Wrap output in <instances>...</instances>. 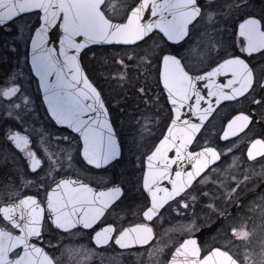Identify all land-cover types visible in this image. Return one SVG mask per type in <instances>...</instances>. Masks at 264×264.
<instances>
[{
    "label": "snow or ice",
    "instance_id": "1",
    "mask_svg": "<svg viewBox=\"0 0 264 264\" xmlns=\"http://www.w3.org/2000/svg\"><path fill=\"white\" fill-rule=\"evenodd\" d=\"M227 7L225 13L217 0H136L117 13L112 0H0V32L16 38L9 51L17 69L0 78V108L7 117H0V161H26L30 178L24 185L37 188L22 198L14 190V198L0 205V264H55L43 246L46 219L64 233L91 230L96 245L130 249L153 241L154 228L172 212L195 217L198 197H209L205 186L223 191L217 168L233 153L232 138L251 131L249 125L264 130V7L249 11L252 0H234ZM26 15L34 22L26 21ZM226 15L232 19L229 38L220 27ZM95 44L129 46L134 56L126 59L156 67L154 86L138 90L153 110L161 101L167 108L149 152H141V139L159 127L160 112L136 121L126 149L101 91L81 66V53ZM35 78L48 118L39 128L34 100L24 87L25 80ZM240 98L258 111L250 107L232 115L213 144L205 136L212 121ZM50 124L78 135L55 136L58 151L49 152ZM259 135L247 149L253 161L264 158V131ZM64 144L69 147L61 148ZM126 151L137 156L134 171L128 168ZM236 166L233 160L230 167ZM77 167L95 178H83ZM229 187L225 199L231 202L240 184ZM209 198L206 207L220 221L217 231L230 238L211 247L185 239L167 264H245L250 258L232 252L234 241L250 237L246 225L230 224L232 214L218 210L215 197ZM198 227L192 219L187 231ZM258 255V264H264V247Z\"/></svg>",
    "mask_w": 264,
    "mask_h": 264
},
{
    "label": "flooded vegetation",
    "instance_id": "2",
    "mask_svg": "<svg viewBox=\"0 0 264 264\" xmlns=\"http://www.w3.org/2000/svg\"><path fill=\"white\" fill-rule=\"evenodd\" d=\"M125 3L132 5L136 3V0H112L113 11L119 13ZM217 3L227 13V6L234 3V0H217ZM252 3L257 5L249 11L259 12L264 7V0H252ZM25 20L34 22L35 17L26 15ZM231 26V16L226 15L225 22L220 25L222 29L226 28L228 30L226 38L231 36ZM15 42L16 38H14L12 33L0 32V57H3L0 60V78H5V74L9 73L10 69L11 71L17 70L15 68V58L11 57L9 51ZM99 47L91 46V51L85 49L81 54V57H83L81 62L89 79L101 91L105 104L109 108L110 119L114 122L113 126L125 138L127 149V146L131 144V132L135 131V127L131 125V116L133 114L129 111L132 109L130 106L132 99H115L110 71L107 77H102L103 73L101 71H104L103 66L105 65L100 66ZM193 55H197V52L194 51ZM20 62L23 64V56L20 57ZM254 63H258V61H254ZM153 68L156 71L155 65H153ZM37 83V78L33 79L31 83L25 80L24 87L27 88L34 100L35 116L40 121L36 126L39 128L42 124L48 123V118L45 114L46 104L42 103L41 90L37 91ZM240 101V103H229L228 107L223 108L220 111V115L212 121L211 128L209 132L205 133V136L210 137L213 144L217 143L215 134L220 132L225 121L232 115L238 114L239 111H246L250 107L253 112L258 111L255 106L249 105L243 98H240ZM161 104L163 107V101H161ZM158 116L160 118L159 127L154 129L151 140L148 139L141 143V152H149L155 142L154 137L160 135V130L163 129L164 122L167 119V108L162 109ZM0 117L7 118L2 108H0ZM2 125L3 120H0V126ZM249 128L252 130L245 129L237 137L232 138L235 141L233 153H230L228 159L217 168V172L220 173V179L223 181V191L218 190L215 185L205 186L203 191L208 192L209 197H215V205L218 210L232 214L229 220L230 224L238 227L246 225L251 233L250 237L246 242L234 241L236 247L232 248V252L241 258L247 253L250 258L245 264H253L254 261L258 264V254L261 248L264 247V212L260 210L261 198H264V158L257 157L254 161L248 159L247 149L251 138L254 136L260 138L259 134L264 130L259 126L252 128L249 125ZM48 130L53 134V142L45 145V147H48L49 152L58 151L54 142L55 136L78 135L66 126L50 124L48 125ZM219 143L223 145L225 142ZM228 146L232 147V145ZM60 147L67 148L69 146L64 144L60 145ZM125 155L129 170L134 171V167L139 165L137 156L127 151ZM233 160L237 162L236 167H230ZM134 161L135 166L133 164ZM25 165L26 161L19 157L15 165L11 159L0 161V205L14 198V196L10 195L14 190H18L21 198L25 193L28 195L37 193V188L24 185L25 178H30L25 175L29 171ZM77 172L85 179L92 180L95 178L92 174L81 171L79 167H77ZM135 175L138 176L139 173L136 172ZM217 183L219 184L220 181H217ZM236 183H239L240 187L236 189V193L230 202L225 199V194L230 192L229 186H235ZM42 197L43 192L40 191L38 198ZM209 197H198L195 217H192L191 213L188 216H177L174 212L168 214L166 219L154 228L156 237L149 244H137L130 249H121L119 246L112 245H96L92 238L94 233L91 230L64 233L56 230L46 219V235L43 246L49 255L54 258L55 264H165L170 259L175 247L187 238H197L198 243L202 247L221 246L230 238L224 233L217 231L220 221L216 220L215 213L206 207L208 203L212 202ZM138 209L139 205L137 204L136 210L138 211ZM45 215L47 217V213ZM192 219H195V223L199 227L189 232L187 231V226L192 223ZM136 220L138 221L139 217H136Z\"/></svg>",
    "mask_w": 264,
    "mask_h": 264
},
{
    "label": "rangeland",
    "instance_id": "3",
    "mask_svg": "<svg viewBox=\"0 0 264 264\" xmlns=\"http://www.w3.org/2000/svg\"><path fill=\"white\" fill-rule=\"evenodd\" d=\"M255 5L252 3V7L248 10H251ZM139 51V50H137ZM128 55H133L132 49H118V50H109V51H100L99 52V62L100 66L104 67V71H102V77L109 74L110 71L112 77L113 91H115V99H132L131 103V125L136 127V121L141 120L142 116L147 113L148 115H154L155 112L164 110V106L160 104L159 109L153 110L151 106V102L149 101L147 104V96L141 98V94L139 93V89L141 87L154 86L155 79L150 76V68H145L142 64L134 61H130L126 59ZM124 58V64H120L119 61ZM135 59V57H134ZM118 77H123V79H117ZM103 80V78H101ZM149 94L150 88H149ZM159 116H156L157 122H159ZM133 133V131L131 132ZM132 135V134H131ZM130 135V138H131ZM151 140V137H144L141 139V143L145 142V140Z\"/></svg>",
    "mask_w": 264,
    "mask_h": 264
},
{
    "label": "trees",
    "instance_id": "4",
    "mask_svg": "<svg viewBox=\"0 0 264 264\" xmlns=\"http://www.w3.org/2000/svg\"><path fill=\"white\" fill-rule=\"evenodd\" d=\"M121 48L131 49L130 47H123V46H104V47H99L100 51H104V52L105 51H109V50H118V49H121ZM137 50H139V49H137ZM149 73L151 74L150 76L152 77V79L156 78V71L153 68V66L150 68V72Z\"/></svg>",
    "mask_w": 264,
    "mask_h": 264
},
{
    "label": "water",
    "instance_id": "5",
    "mask_svg": "<svg viewBox=\"0 0 264 264\" xmlns=\"http://www.w3.org/2000/svg\"><path fill=\"white\" fill-rule=\"evenodd\" d=\"M55 35V33H53V36ZM78 39H80V38H78ZM91 46H116V45H108V44H95V45H90V47ZM119 46H125V45H119ZM29 51H30V48H29ZM82 54V53H81ZM81 66H82V68H83V65H82V62H81ZM83 70H84V68H83ZM84 73L86 74V72H85V70H84ZM87 75V74H86ZM38 79V78H37ZM90 80V79H89ZM91 81V80H90ZM41 93H42V97H43V91L41 90ZM102 98H103V96H102ZM105 106H106V104H105ZM107 107V106H106ZM109 117H110V115H109ZM111 120V119H110ZM115 129V128H114ZM192 239H196L197 240V238H195V237H191ZM187 239H189V238H187ZM197 242H198V240H197ZM165 264H167V263H165Z\"/></svg>",
    "mask_w": 264,
    "mask_h": 264
}]
</instances>
